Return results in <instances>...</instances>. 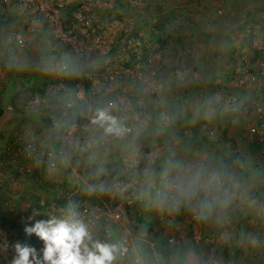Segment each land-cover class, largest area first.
I'll return each instance as SVG.
<instances>
[{"label": "crops", "instance_id": "0c3cea01", "mask_svg": "<svg viewBox=\"0 0 264 264\" xmlns=\"http://www.w3.org/2000/svg\"><path fill=\"white\" fill-rule=\"evenodd\" d=\"M82 2L77 1L73 8L72 3L67 5L74 12L72 18L51 2L41 3L47 10L39 15L36 5L0 0V109L6 115L0 125V158L6 157L15 129L26 135L22 136L24 140L32 136L31 132L44 136L39 123L31 122L39 117L38 113L44 116L43 120L51 117L47 110L44 112V99L39 103L32 99L22 102L18 94L21 88L27 91L26 87L35 79L31 86H43L41 94L49 98L55 87V69L60 64L71 67L73 56L68 44L56 42L50 30L62 37L68 28L77 34V47L82 48L90 31L82 27L90 13ZM167 7L177 15L199 10L207 21V34L192 51L193 57L185 61L181 56L183 48L178 49L177 45L165 43L160 49L163 65L171 70L163 71V67L160 77L154 78L160 85L157 120L166 118L169 125L164 129L162 121L157 123L160 134L156 127H145L141 133L151 139L163 138L162 152L154 157L157 185L164 186L163 174L171 173L172 182L177 181L173 211L179 215L180 224L183 217H188V235L193 243L209 247L211 264H264V145L245 137L248 128L260 122L256 107L264 104L262 83L247 80L264 49V0H174ZM78 14L82 21L76 20ZM53 17L54 27L42 30V25L38 32L27 35L23 21L42 19L51 23ZM95 17L93 14L92 18ZM98 20L102 21L98 17L95 22ZM69 22H74L73 27ZM102 26L103 21L99 27ZM123 144L128 146L127 141ZM156 147L150 143L146 149L154 155ZM2 171L0 166V175ZM3 178L0 234L9 239L13 230H8L9 223L14 224V229H26L18 213L27 212L28 196L19 179L9 173ZM145 182L149 184L151 179ZM32 215L28 217L33 220ZM194 255L188 251L187 264L199 263ZM3 264L14 263L4 257Z\"/></svg>", "mask_w": 264, "mask_h": 264}, {"label": "rangeland", "instance_id": "374dc122", "mask_svg": "<svg viewBox=\"0 0 264 264\" xmlns=\"http://www.w3.org/2000/svg\"><path fill=\"white\" fill-rule=\"evenodd\" d=\"M42 1L54 3L57 10H63L66 16L72 18L75 17L74 12L67 7L72 3L73 8L77 1L82 2ZM87 2L84 0L82 3L88 6L90 13L86 16L89 20L82 27L86 32L90 31L83 39L82 48L77 47V34L69 32L68 28L63 32L66 34L64 37L70 40H64L50 30V35L56 42L68 44L67 49L73 56L70 68L60 64L55 69V87L50 97L41 94L43 86H31L35 79L26 87L27 91L20 89L18 95L22 102L33 100L40 94L38 98L44 99V112L47 110L51 115L49 119L52 125L46 126L44 116L38 113L39 117H34L31 122L39 123L44 136L39 132L35 135L31 132L32 136L25 140L27 151L24 154L22 151L19 156L14 153L17 148L11 143V138L15 133H21V130H14L1 166L3 171L0 184L7 173L24 183V192L28 196L27 212L23 213L21 210L18 219L26 225L25 228L32 227L31 223L35 225L39 221L71 219L84 203L106 212L117 210L122 213L121 225L115 231V237L118 240L126 237L130 242L131 255H136L142 264H156L163 259L171 264H187L188 251H193V257L199 258L198 264H211L209 247L193 243L188 235V217H183L180 224L179 215L173 211L177 181L172 182L171 173L163 174L161 181L164 186L157 185L154 157L162 152L163 138L151 139L141 135L145 127H156L158 133H162L157 127V123L162 121V118L159 122L157 120L160 114L157 110L160 85L154 78L160 77L163 67V71L166 69L168 72L171 68L169 70L163 65L161 47L168 43L167 46L172 44L177 45L178 49L183 48L182 61L193 57L192 51L198 42L204 41L207 34L204 30L207 21L199 10L177 15L169 11L167 6L163 8L165 11L153 6L152 0ZM62 4L64 5L61 6ZM91 8L93 14H96L95 18H92ZM46 10L45 6L36 8L35 11L42 15V11L46 13ZM85 14L82 11V15ZM80 16L78 14L76 17L78 22L79 18L82 21ZM98 17L103 21L102 27H99L102 21L95 22ZM54 21L53 17L52 24L49 20L42 19L35 22L25 20L23 23L25 22L27 35L32 36L42 25V30L50 25L54 27ZM69 23L73 27L74 22ZM111 24L113 25L110 26ZM57 26L61 28L60 23ZM23 39L26 41L27 38ZM45 39L50 40L47 37ZM145 53H148L147 57ZM143 57L145 58L139 62ZM75 63L76 70L82 73L78 74V80L73 83L75 74L72 75V72L75 71L72 70H75ZM148 64L152 66L147 71L150 80L140 82L135 77V72ZM151 70L155 71L154 77H151ZM104 71L123 72L121 80L108 91L92 94L91 78ZM42 72L47 73L49 70ZM38 75L40 73L37 71L36 76ZM85 96H88L86 108L79 105V101ZM101 112L108 119L101 120ZM162 122L166 129L168 119L165 118ZM82 125L87 126V130ZM125 141L128 146L123 144ZM150 143L157 146L154 155L153 151L151 153L146 149ZM149 178L151 185L145 182ZM18 209L16 205V212ZM39 213L43 215L39 216ZM28 215L34 216L33 220ZM29 220H32L31 223ZM180 225L182 228L177 227ZM13 226L14 224L9 223L8 230L13 229L9 234V241L16 245H30L42 240L35 233L30 234L26 229L20 230L18 227L14 229Z\"/></svg>", "mask_w": 264, "mask_h": 264}, {"label": "built area", "instance_id": "2783aa9c", "mask_svg": "<svg viewBox=\"0 0 264 264\" xmlns=\"http://www.w3.org/2000/svg\"><path fill=\"white\" fill-rule=\"evenodd\" d=\"M16 1L18 3L26 4V5H37L38 8H41L42 0H5V2ZM153 6L157 8L166 7L170 1L174 0H152ZM40 4V5H39ZM64 5V4H63ZM61 5V6H63ZM60 6V7H61ZM218 13L221 14L222 11L218 10ZM62 39H67V37L62 36ZM74 42V41H73ZM72 42V43H73ZM152 68L150 64L140 67L135 72V77L140 82H147L150 78L148 76L147 71L149 68ZM123 73V72H122ZM122 73L119 72H110L104 71L94 78L90 80V91L92 94H99L104 91H108L113 84L118 83L121 80ZM152 74L151 77H154L155 71L150 72ZM247 80L252 83L260 82L264 88V50L262 51L258 61L257 67L252 70L248 76ZM34 103H39L41 100L37 97L33 99ZM71 105V104H70ZM256 111L259 114L260 122L257 124L251 125L245 133V137L247 140L255 141L259 144L264 145V104H260L256 107ZM82 127L87 130V126L82 125ZM20 133H15L12 136L11 143L17 149L15 150V155L19 156L23 151V154L27 151L25 147V140ZM28 147L31 152V147L28 143ZM35 147V146H34ZM4 164L3 157L0 158V166ZM75 214L71 219H75L80 221L87 229L90 239H86L84 243L88 245L91 249L92 245L96 242H100L102 244H107L110 246H114L116 251L113 253L114 259L111 264H142L141 261L137 258L136 255H131L129 248L130 242L126 239V237H122L121 239H116L115 231L119 228L121 214L119 211H103L99 207H93L91 205L81 204L78 207V210L74 212ZM22 247V246H21ZM26 247V246H24ZM35 251V257L33 255L29 256V260L32 264H36L37 260L40 261V264H46L43 260V252L45 248V242L41 240L35 246L29 247ZM81 251L83 253V246L81 247ZM17 245L13 242H10L9 239L2 237L0 234V264H3L4 257L9 258V260L14 263V261L18 258ZM156 264H171L167 260H159Z\"/></svg>", "mask_w": 264, "mask_h": 264}, {"label": "clouds", "instance_id": "9594fccd", "mask_svg": "<svg viewBox=\"0 0 264 264\" xmlns=\"http://www.w3.org/2000/svg\"><path fill=\"white\" fill-rule=\"evenodd\" d=\"M101 120L108 119L103 112ZM45 242L43 260L46 264H111L114 259V246L96 242L91 249L85 242L90 239L86 227L78 220H48L36 222L26 228ZM83 246V253L81 247ZM18 258L14 264H32L29 256L35 257V251L29 247L17 245ZM36 264H40L37 260Z\"/></svg>", "mask_w": 264, "mask_h": 264}, {"label": "trees", "instance_id": "16d2710c", "mask_svg": "<svg viewBox=\"0 0 264 264\" xmlns=\"http://www.w3.org/2000/svg\"><path fill=\"white\" fill-rule=\"evenodd\" d=\"M76 61H78V60H76ZM76 68H77V63H75V70H72V71H75V73H73L72 72V75L73 74H75V78L73 79V83L75 82V81H77L78 80V74L80 73H82L80 70H76ZM85 86H86V84H85ZM88 95V94H87ZM87 101H88V96L86 97L85 96V98L84 99H81L80 101H79V105L81 106V107H84V108H86L87 107ZM76 106H78V104H76ZM6 119V115L4 114V111H2L1 109H0V125L1 124H3V120H5ZM44 121L46 122V126L48 125V126H51L52 125V121L48 118V119H46V118H44ZM161 187H163V186H161ZM42 214L41 213H39V216H41ZM32 243V242H31ZM37 244V242L36 243H33V244H30V245H28V244H26V245H24V244H17V245H19V246H22V247H24V246H26V247H31V246H35Z\"/></svg>", "mask_w": 264, "mask_h": 264}]
</instances>
